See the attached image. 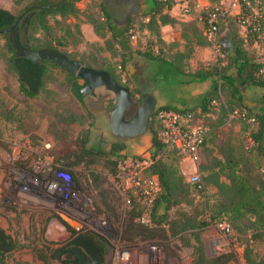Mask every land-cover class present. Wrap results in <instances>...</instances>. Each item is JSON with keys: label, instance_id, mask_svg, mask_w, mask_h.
Returning <instances> with one entry per match:
<instances>
[{"label": "trees", "instance_id": "trees-1", "mask_svg": "<svg viewBox=\"0 0 264 264\" xmlns=\"http://www.w3.org/2000/svg\"><path fill=\"white\" fill-rule=\"evenodd\" d=\"M79 1L81 0H29L23 7L21 12L23 15L19 20V23L22 22V25H26V43L29 44V33L34 28L46 32L50 36L38 47L29 45L30 49H52L70 59L63 52L57 50V46L65 45L67 37L74 40L73 35L80 36L77 25L70 26L63 23V19L68 17L76 19L79 12L76 4ZM211 1L215 2V0ZM151 2L153 11L161 14V10L171 7L173 0H167L164 3L154 0ZM262 10L261 18L257 22L258 29L256 32L247 33L245 37H238L231 30L230 24H237L232 18H226L220 22L230 30L232 35L231 53L230 55L225 54L220 49L224 57V65L221 66L216 60L206 70L198 71L195 75L199 82L209 81V89L203 93L197 107L201 112H205L219 95L224 97L226 104L221 107V116L226 118L233 112L231 108L235 106L239 111L244 112L243 119L239 120L242 122L240 140L231 141L229 139L217 146L214 151L210 149L208 153L212 156L211 159H206L204 163L197 166L200 188H197L196 185H189L179 168L181 163L179 154L175 151L165 150L156 139L159 126L154 119L155 112L159 109H178L165 105L155 108L151 119L156 127L151 132L148 143L151 164L145 171L146 175L155 176L159 185V194L151 210V228H143L136 223L135 220L139 213L133 209L125 212L126 220L122 217L118 218V212L115 218L112 217L114 220H110L105 210L97 209L94 206V214L106 216L105 220L112 229L113 227H122L126 239L142 238L137 232L143 230L147 235L156 234L160 238L158 241L162 247L166 243L178 242L181 247L188 248L190 264H228L233 260V251L229 250L217 254L212 259H207L201 243V233L203 229L207 228V225L226 223L235 233L237 241L244 245L245 264H261L253 257V251L249 249L251 247L249 242L252 244L264 241V94L259 98L258 107L251 109L244 105L243 93L253 87L264 92V76L259 74L263 63L253 61L244 48L255 43L260 33L264 31V5ZM99 13L100 15L95 16L90 26L98 36L104 39L103 44L106 45L107 50L116 53L118 58L116 67L120 72H126V66L135 61L134 56L152 62L160 60L148 51H132L128 40L129 28L116 26L110 20L104 6L99 7ZM19 16L0 8V30L10 28ZM49 17L53 18L52 23H49ZM153 20V17L148 19L146 28L152 36L159 38ZM158 20L160 24L172 23L167 15H159ZM61 22L62 27L58 30L62 31V35L52 37L53 27ZM0 39L4 41V49L7 54L5 59L7 70L15 75L18 92L23 98L32 99L39 95L43 89L44 75L48 68L53 67L68 74L67 82L70 93L79 102L82 101V96L78 91L81 85L77 84V80H79L77 77L49 61L31 62L24 58H18L15 62L12 35L10 33L0 34ZM52 40H55L56 45H51L49 41ZM157 42L160 43L159 40ZM167 64L171 67L174 66L172 63ZM85 67L91 68L88 65ZM93 69L107 72L119 84L108 68ZM138 92L137 88H134L133 93L138 94ZM188 111H193V109ZM248 119L253 121L248 122ZM18 121L16 120V122ZM243 134L253 141L251 148H246ZM89 142L88 131L80 132L69 142L64 151L62 149L59 151L61 153H59L57 161H62L65 167L82 165L86 167V171H88L87 166L101 162L102 169L108 174H113L118 161L125 157L121 155L125 149L124 144L116 141L111 143L107 151H102L91 147ZM62 153H64L63 157ZM213 153H215L214 156ZM73 188L80 192L74 183ZM181 205L188 207L189 211L187 210L185 213L176 211L174 216H171L170 212ZM66 230L70 235L64 242L54 248L42 246L33 250L34 258L43 264H48L51 261H56L58 264H104L108 245L103 238L84 229L74 230L67 227ZM21 247L22 245L18 241L9 238L0 228L1 264H5V259ZM64 256H70V258L63 259ZM13 264L29 263L14 261Z\"/></svg>", "mask_w": 264, "mask_h": 264}, {"label": "rangeland", "instance_id": "rangeland-1", "mask_svg": "<svg viewBox=\"0 0 264 264\" xmlns=\"http://www.w3.org/2000/svg\"><path fill=\"white\" fill-rule=\"evenodd\" d=\"M28 1L0 0V8L8 9L12 14L19 16ZM259 2L262 8L264 0H259ZM98 3L96 0H81L77 2L76 7L79 12L76 19L68 17L63 19V23L70 26L77 25L80 36L73 35L74 40L67 37L65 45L57 46V50L63 52L70 59L82 66L108 68L120 85L130 89L132 103L136 105V108L140 103V91L137 89L139 91L138 94L133 93L134 88L131 89V84L132 81L136 80L138 70L144 67V62L141 63L140 60L137 62L139 58L134 56L135 61L126 66V72H120L118 67H116V63L118 62L116 53L107 50L106 45L103 44L104 39L98 36L90 26L95 16L98 17L100 15ZM48 20L49 23H52L53 18L49 17ZM60 27H62V22L53 27L54 32L52 33V37H60L62 35V31L58 30ZM229 27L238 37L244 36V31L239 25L230 24ZM133 29L131 28V31L128 33V40L131 49L134 51H148L153 53V55H158L160 61H169L175 55L174 46L161 45L160 50L154 48V46H148L149 44H145L146 41L144 42V36L136 33ZM32 30L29 33L30 46L38 47L50 37L49 34L39 29L34 28ZM49 42H51V45H56L55 40ZM244 48L253 61L264 63V31L260 33L255 46L252 47L251 45ZM158 51L161 52L159 53ZM6 56L4 41L0 39V151L9 153L12 150L30 148L38 154L37 158H40V155L45 152L51 162L60 165L62 161H57L58 155L61 153L59 151L61 149L64 151L69 142L77 134L85 130L88 131L89 145L91 147L102 151L109 149L111 143H113L108 125V114L113 107L111 101L113 95L111 93L98 88L94 92L95 96H82V101L79 102L69 91L68 74L59 68L50 67L44 75L43 89L39 95L32 99H25L18 92L15 75L7 70L5 63ZM211 56L213 57L211 63L214 64L216 60L214 49ZM187 60L183 59L181 61L183 74H180L181 78L178 76L176 79L173 77L175 74L165 64H159L156 68L153 67V64L148 67L147 72L150 75L147 78L146 87L156 100L155 108L166 105V102L169 103L168 105H174L172 104V100L185 101L183 102V106H186L187 109H193L195 105H199L204 88L206 90L209 89V82L199 83L198 80H193L191 77H195V73L198 71H204L207 66L195 62L192 58L189 61ZM191 70L194 74L191 73ZM180 81L184 83L183 86H179ZM77 84L82 85V82L77 80ZM138 88L140 89V87ZM254 89L257 88L253 87L252 91L244 97L246 102L243 101L244 105L246 104L245 106L251 109L256 107L261 96H259L258 92L255 93ZM214 101L215 105L210 104L205 112L199 110V119L210 129L201 153L205 159H211L212 156L208 153L210 149L214 151L224 141L229 139L231 141H238L241 137L240 127L242 122L239 121L240 118L235 117V115H230L229 119L228 117L221 116V107L226 105L222 95H219ZM231 109L235 111L238 110V107L235 106ZM16 120L19 121L16 122ZM155 127L154 122L150 119L148 130L144 135L134 139L123 140L122 143L125 149L121 155L125 157L143 154L149 155V137L151 132L155 130ZM12 141H16V143L12 144ZM44 146H47V148L45 149ZM63 156L64 153H62ZM37 161L42 162L39 159ZM69 161L71 162L72 159ZM202 163L204 162L198 163L197 166ZM9 168L17 170L16 167H13V163ZM62 168L66 169L71 181L80 189V193L90 201V208L93 213H95V206L97 209L105 210L110 220H114L113 218L117 216V212L119 214L118 218L122 217L126 220L124 218L126 211H122L120 200L108 180L109 174L102 169L101 162L87 166L88 171L82 165L65 167L62 163ZM14 170H12L13 172L8 170L7 174H10V177L14 174L17 175L18 173H15ZM11 188L13 189V185L9 186L5 181V176L0 175V202L6 200V204L13 208L14 206L17 207L18 202L25 201L24 203H29V205L33 203L31 206L34 209H28L29 212H27L24 208L23 218H19L18 224L15 223L14 225L11 220L13 219V214H7L4 212L2 206H0V227L8 235L16 236L14 234H17V237H14V239L22 245L13 255L5 259V264H13L14 261L43 264L34 258L33 250L42 246L56 247V243L49 241L51 238L50 234L56 238H60L61 234L56 232L53 226H64L65 228H75L76 226L74 224H65L62 219H60L61 222L56 220L55 218L59 217L56 215L59 213L58 208L47 206L44 203V199H41L43 197L41 191L34 192L40 198L39 200L31 199L32 203L30 204V202H26V197L16 195ZM187 210L189 211L188 207L181 205L171 211L170 215L174 216L176 211H183L185 213ZM47 231H49V234H46ZM137 233L142 238L160 239L156 234L147 235L143 230ZM232 233L233 235L235 234L233 230ZM234 238L235 240L232 241L229 238L223 237L219 228L213 226V224L207 225V228L203 229L201 233V243L206 258L212 259L217 254L230 250L233 251L234 256L233 260L228 264H245L243 257L244 245L237 241L235 235ZM232 243L235 244L232 245ZM249 245H251L249 249L253 251V257L261 264H264V241L252 244L249 242ZM162 252L163 264H190L188 248L181 247L178 242L163 244ZM106 259L107 254L104 264H106ZM48 264L58 263L51 261Z\"/></svg>", "mask_w": 264, "mask_h": 264}, {"label": "built area", "instance_id": "built-area-1", "mask_svg": "<svg viewBox=\"0 0 264 264\" xmlns=\"http://www.w3.org/2000/svg\"><path fill=\"white\" fill-rule=\"evenodd\" d=\"M154 1L164 3L167 0ZM262 11L259 0H217L210 9L204 11L203 36L212 50L214 49L215 58L221 66L225 62L216 42L219 23L226 18H232L243 29V37H245L247 33L256 32L258 29L257 22L261 18ZM259 74L264 76V63ZM214 102L212 101L211 104L215 105ZM230 115L243 119L244 112L235 110L227 115L228 119ZM154 119L159 126L156 133L157 141L165 150L179 154L181 161L195 167L196 170L186 177V182L200 188L196 166L200 161L203 143L210 129L199 119V111L159 109L155 112ZM13 143L16 141H12ZM244 143L246 148L253 146V141L247 135L244 136ZM44 148L46 149L47 146ZM30 157H34V160L26 164L28 173L9 168L15 161L26 162ZM37 157L38 154L30 148L12 150L9 153L0 151V169L7 172L14 170L18 174L13 176L24 185L18 189L17 195L30 200H39L40 197L34 192L41 191L43 194L41 199H44V203L50 208H58L59 213L56 215L63 223L74 224L77 229H84L103 238L108 245L106 264H163L160 241L149 238L126 239L122 227L112 229L103 216H96L92 212L90 201L82 193L74 190L73 182L65 168L60 171V165L51 162L45 152L40 158ZM38 159L42 162H38ZM150 164V155L123 157L118 161L115 172L108 175V180L120 200L122 211L133 209L138 212L136 223L147 229L151 228V210L159 194L156 177L145 173ZM29 187L36 190L30 196ZM213 226L221 230L223 237L234 239L228 224L216 223Z\"/></svg>", "mask_w": 264, "mask_h": 264}, {"label": "crops", "instance_id": "crops-1", "mask_svg": "<svg viewBox=\"0 0 264 264\" xmlns=\"http://www.w3.org/2000/svg\"><path fill=\"white\" fill-rule=\"evenodd\" d=\"M99 3V6H104V8L107 11V14L110 18V20L118 27H127L129 28L128 33L131 31V28H134L133 30L144 36V42L145 44L151 45V47L154 46V48H157L160 50L161 45L162 46H174V56L171 60H155L152 61H144L142 58L137 59V62L139 60L141 63H143L144 67L140 70H138V75L136 76V80L131 84V87L135 88V86L138 87V85L146 84L147 78L150 75L149 72H147V69L149 66L157 67L159 64H165L168 66L167 63H172L174 66H168L175 75L173 77L178 78L180 74H183V70L181 69V64L183 59L190 58L194 59L195 62L201 63L204 66L211 65V59L213 58L211 56L212 48L211 46L206 42L204 36H203V23H202V16L204 14V11L207 9H210L215 2H212L211 0H173V3L169 9H163L161 10V14L155 13L152 9V2L151 0H96ZM125 7L124 8V16L122 20L116 21L112 18V16L109 13L108 8L113 7ZM5 9V8H2ZM8 10V9H5ZM159 15H167L170 20H172V23L167 24H160L158 18ZM150 17H153V21L155 22V30H158L159 38L154 37L150 34V32L147 30V22ZM231 33L230 30L225 27L224 25L220 24L216 33V42L219 47L225 54L231 53ZM157 40L160 41V43L157 42ZM252 47L255 46V43L251 44ZM187 49V50H186ZM132 51H134L132 49ZM159 53L161 51H158ZM158 57V55H156ZM160 58V57H158ZM135 60V59H134ZM206 67V69H207ZM205 69V70H206ZM127 70V69H126ZM130 71V70H129ZM191 73L193 71L191 70ZM196 75V73H195ZM193 76V75H192ZM181 78V76L179 77ZM191 79L198 80L197 77H191ZM199 82V81H198ZM204 82H209L208 80ZM203 83V82H199ZM184 83L182 81L179 82V86H183ZM136 87V88H137ZM208 88V86H207ZM253 88H248L246 92L243 93V96H247ZM208 90V89H207ZM206 88H204L203 93H205ZM254 92L260 95H263V91H258L257 89H254ZM201 94V97L203 95ZM168 101V100H167ZM172 104L174 105H168L169 103L166 102L165 106H170L178 110H189L186 108V106H183V100H172ZM246 102V99L244 100ZM246 105V104H245ZM175 106V107H174ZM178 106V107H177ZM188 106V105H187ZM198 105H195L193 107L194 110L199 111L200 109L197 108ZM258 107V104L255 108ZM213 156L215 153L212 154ZM206 159L201 154L200 162H204ZM195 167L185 161H181L180 163V171L182 175L186 178L189 174L193 173L195 171ZM232 239V241H234ZM235 243H232L234 245ZM222 246V245H221Z\"/></svg>", "mask_w": 264, "mask_h": 264}, {"label": "water", "instance_id": "water-1", "mask_svg": "<svg viewBox=\"0 0 264 264\" xmlns=\"http://www.w3.org/2000/svg\"><path fill=\"white\" fill-rule=\"evenodd\" d=\"M124 8L123 6L117 8L109 7L108 10L113 19L120 21L124 16ZM22 15L23 13L16 19L10 28L0 30V34L10 33L12 35L15 62H17L18 58H24L31 62L49 61L69 71L82 82L78 90L81 96H94V91L98 88H102L111 93L113 95L111 100L113 107L108 114V124L112 136L122 140H129L138 138L147 132L149 121L156 105V100L147 92L146 85L143 87L139 105L135 108L131 118L128 121H124L126 110L132 105L130 89L119 85L107 72L82 66L78 62L70 60L63 54L52 49H30L29 44L26 43V25L19 23ZM18 26L22 28L19 29ZM53 227L56 232L61 234V237L56 238L54 235L50 234L51 238L49 241L61 244L69 237L70 233L64 226L60 227L54 225ZM70 228L77 230V227ZM46 234H49V231H47ZM63 258L69 259L70 256H64Z\"/></svg>", "mask_w": 264, "mask_h": 264}, {"label": "flooded vegetation", "instance_id": "flooded-vegetation-1", "mask_svg": "<svg viewBox=\"0 0 264 264\" xmlns=\"http://www.w3.org/2000/svg\"><path fill=\"white\" fill-rule=\"evenodd\" d=\"M21 20V19H20ZM22 23V22H21ZM20 23V24H21ZM18 28L20 29L21 27H19L18 26ZM144 85H146V84H141V85H138V87H140V89L137 87V86H135V88L137 87V89L140 91V96H141V94H142V92H143V87H144ZM146 88V87H145ZM131 89H133V87H131ZM95 92V91H94ZM147 92H148V90H147ZM149 93V92H148ZM94 96H95V93H94ZM89 97H93V96H89ZM135 104H133L132 103V105L126 110V112H125V114H124V121H128L130 118H131V116H132V114H133V112H134V110H135ZM155 110V109H154ZM109 125V124H108ZM109 132H110V130H109ZM111 134V133H110ZM111 136H112V134H111ZM112 138H113V142H122L123 140L122 139H120V138H118V137H114V136H112ZM1 148H3L2 146H1ZM34 160V157H30L29 158V160H27V162H23V161H15L14 163H13V167L15 168L16 167V169H17V171L18 170H23V171H25L26 173H28L29 171L28 170H25L26 169V163H28L29 161H33ZM59 162V161H58ZM59 170L60 171H62V163L60 162V167H59ZM0 175L1 176H5V181L8 183V185L9 186H12L13 185V189L11 188V190H13L14 192H15V194L17 195V192H18V189H21L22 188V186H24L23 185V183L22 182H20V181H18L14 176H12V177H10V174H7V171H2L1 169H0ZM15 186V187H14ZM33 191H36L34 188H31V187H29L28 188V195L30 196V194L31 193H33ZM26 200V202H30V204L32 203V201L30 200V199H28V198H26L25 199ZM25 202V201H24ZM23 201H20V202H18V204L16 205L17 207H13L12 208V206H10V205H8V204H6V200H2L1 202H0V206H2V208H3V210H4V212H6L7 214H13V219H11L12 221H13V224L15 225V223H17L18 224V222H19V218H23V212H25V210H24V208L27 210V212H29V210L28 209H31V210H33L34 209V207L33 206H31V205H29V203H24ZM15 211H14V210ZM14 212V213H13ZM56 220H58V221H60V219L57 217V218H55ZM11 222V221H10ZM61 222V221H60ZM1 228V227H0ZM2 229V228H1ZM3 230V232L5 233V235H7L9 238H11L12 240H15L14 239V237H17V234H14V235H16V236H11V235H8V234H6V232L4 231V229H2ZM57 245H59V244H57Z\"/></svg>", "mask_w": 264, "mask_h": 264}]
</instances>
